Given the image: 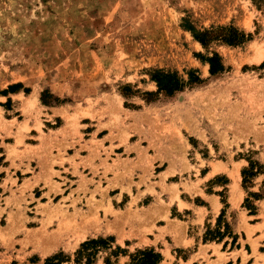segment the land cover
I'll return each instance as SVG.
<instances>
[{"label":"rangeland","instance_id":"374dc122","mask_svg":"<svg viewBox=\"0 0 264 264\" xmlns=\"http://www.w3.org/2000/svg\"><path fill=\"white\" fill-rule=\"evenodd\" d=\"M188 24L232 25L251 38L203 48ZM212 52L225 67L215 76L200 60ZM155 70L183 79L194 70L203 83L148 102ZM45 92L58 103H43ZM5 149L12 161L35 160L29 173L16 172L17 184L0 188L8 197L0 198V243L15 254L12 264H45L59 252L74 264L79 245L97 237H113L127 254L161 248L170 264L189 215L180 199L201 202L199 188L214 193L221 210L226 203L220 232L225 223L231 235L235 221L261 223L247 233L254 249L251 236L264 239V0H0V154ZM249 162L262 168L243 188ZM34 170L35 180H25ZM60 219L98 226L78 240L64 234L41 254ZM231 241L226 235L224 247ZM214 253L223 264L225 255ZM108 254L100 251L94 264Z\"/></svg>","mask_w":264,"mask_h":264},{"label":"trees","instance_id":"16d2710c","mask_svg":"<svg viewBox=\"0 0 264 264\" xmlns=\"http://www.w3.org/2000/svg\"><path fill=\"white\" fill-rule=\"evenodd\" d=\"M187 29L192 38L198 42L203 48H207L213 42H220L229 47H238L243 45L245 42L249 41L250 34L246 35L239 31L232 25L230 26H218L215 28L204 29L198 31L191 25L184 26ZM200 60L208 65V72L211 76L221 74L225 71V67L222 63L221 57L216 53H210V56L201 57ZM151 80L157 86L156 93H145L146 100L151 102L155 95L162 93L164 96H173L174 94L183 91L185 88H192L203 83V80L199 77L196 71L189 70L187 72V78L183 79L178 76L177 72H167L163 70H155L151 74ZM18 85L11 86L9 89L16 88ZM124 91H130L124 89ZM4 92V91H3ZM48 100H53V104L58 103L57 98H52L48 92L42 94V101L46 103ZM255 167L262 168L256 162H249L248 168H244L241 171L242 177V187L246 188L247 185H251V179H253L259 173L255 170ZM255 200H260L262 198L261 194H251ZM224 208H226V203L223 201ZM247 209L250 210V215H254L255 208L250 204L248 199L244 201ZM224 208L221 210L220 215L217 218L216 229L210 231L207 230L203 241L207 240H219L221 241L226 235L230 236L231 246L236 243V236L231 235L229 226L225 223L223 225V232H220V220L224 215ZM113 237H97L92 239H87L81 243L78 249L74 252V264H94L96 261L97 254L100 251H109V254L104 258V264H111L110 258L117 259L119 256H128V261L125 264H161L162 257L159 253L155 252L154 249L146 248L143 250H136L134 253L127 254L126 250L121 249L119 246H114ZM70 262V258L63 255L62 252L52 255L45 260V264H64Z\"/></svg>","mask_w":264,"mask_h":264},{"label":"crops","instance_id":"0c3cea01","mask_svg":"<svg viewBox=\"0 0 264 264\" xmlns=\"http://www.w3.org/2000/svg\"><path fill=\"white\" fill-rule=\"evenodd\" d=\"M5 153H1L0 155L3 156L2 163L0 164V174L3 175L0 177V188L4 186H10L12 181H16L17 184V177L16 172L20 171L21 173L27 174L29 173L33 167L32 163L35 160L32 159H10L7 155L6 149L4 151ZM4 154V155H2ZM56 170V169H54ZM39 171H33V174L25 178V180H29L32 182L35 180V174H38ZM210 173V170L204 175L202 178L206 177ZM43 182H39L38 184H35V186L40 187ZM19 185V184H18ZM32 188V189H33ZM201 192H195L193 193L194 196H199L201 202L195 203V201H183L180 199L181 203L186 205L184 209L186 211H189L188 220L184 221L185 227L180 232L181 237L179 240L175 241L173 245H171V249L168 251L169 256L173 259V262H170V264H207L210 262L211 264H218L217 263V252L219 254L225 255V261L223 264H242V255L243 252L246 255L245 264H263L261 259H264V239L261 238V232L257 231L251 236V240L257 239V246L253 249L250 242L246 241L247 239V233L250 229L257 227V225H260V222H253V223H246L245 225L239 220L235 221V223L232 225V233L234 235H239L240 239H237L234 247L225 248L226 242L223 243L222 240H207L203 241L204 237V228L206 229L207 225L208 227L214 226V223L216 221V218L221 212V203L219 202L218 197L215 196L214 193H206L202 189L199 188ZM5 189H3L1 195L2 202L4 203V200L8 197H6V193L4 192ZM9 192V191H8ZM5 194V195H4ZM193 199V197H191ZM0 201V203H2ZM1 214V213H0ZM256 215L250 216L255 217ZM1 228V226H0ZM191 231H194L192 234ZM211 231V230H210ZM75 232V231H74ZM73 232V233H74ZM190 232V233H189ZM72 234V232H70ZM228 236V235H227ZM75 238V236H74ZM240 240V241H239ZM58 242H56L55 245H53L50 242V247L43 248L40 250V253L43 254L49 253L52 249L55 248ZM231 245V244H230ZM229 245V246H230ZM248 246L249 250L247 251L245 249V246ZM16 247H14L15 249ZM192 248V251H189V249ZM175 250H181L185 253V251L188 252V255L184 258L177 255L176 251H173V254L171 251ZM16 250V249H15ZM49 250V251H47ZM161 257L162 262L161 264H165L166 261L164 260V254L162 253L164 250L159 249L158 250ZM41 253V254H42ZM15 254L10 253V251H7L3 244L0 243V264H12L13 261H15ZM204 257L208 258L207 260L204 259ZM259 258V260H257Z\"/></svg>","mask_w":264,"mask_h":264},{"label":"bare ground","instance_id":"6f19581e","mask_svg":"<svg viewBox=\"0 0 264 264\" xmlns=\"http://www.w3.org/2000/svg\"><path fill=\"white\" fill-rule=\"evenodd\" d=\"M84 217V216H83ZM87 218V217H86ZM83 219V218H82ZM117 219V218H116ZM121 220V218H119ZM83 221V222H82ZM81 222L79 223H83L82 227L81 226H77L75 224H70L69 221L67 220H62L60 219L58 224H57V229L55 230V232L51 233L48 237H47V240L49 242H51L53 245L56 244V242H58L59 240H61L62 236L64 234H68L70 232H74L73 230H77L74 232L75 234V238L78 240L79 238L83 237V235H85L86 232H88V227H92L94 224L96 226V223H89L88 220H82ZM119 221V220H117ZM80 225V224H79ZM94 226V227H95ZM98 226V225H97ZM96 226V227H97ZM108 226V225H107ZM93 229V227L91 228ZM98 229V228H97ZM112 229V228H111ZM94 230V229H93ZM96 231V229H95ZM75 239V241H76ZM49 251V250H47Z\"/></svg>","mask_w":264,"mask_h":264}]
</instances>
